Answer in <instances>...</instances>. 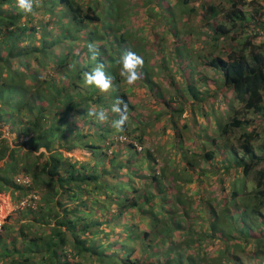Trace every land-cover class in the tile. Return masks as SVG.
Returning a JSON list of instances; mask_svg holds the SVG:
<instances>
[{
    "label": "trees",
    "instance_id": "trees-1",
    "mask_svg": "<svg viewBox=\"0 0 264 264\" xmlns=\"http://www.w3.org/2000/svg\"><path fill=\"white\" fill-rule=\"evenodd\" d=\"M121 1L39 0L25 14L17 0H0V122L17 132L13 147L0 139V192L23 204L22 215H9L1 227L0 264H246L244 253L262 264L264 139L257 140L264 124L255 119L264 120V44L238 41L252 27L264 31V11L250 15L247 0H230L229 22L207 26L210 47L230 35L232 49L208 56L202 70L170 73L169 39L150 35L147 46H136L132 26L118 20ZM218 9L210 5L209 18ZM128 49L144 59L134 86L118 63ZM156 52L170 73L164 77L152 68ZM99 62L113 78L108 93L83 80ZM138 89L150 115L131 99ZM117 97L129 109L123 133L111 127ZM90 107L109 109V120L87 116ZM123 135L143 146L158 136V152L139 151ZM64 147L93 156L76 159ZM193 174L197 198L186 189Z\"/></svg>",
    "mask_w": 264,
    "mask_h": 264
},
{
    "label": "rangeland",
    "instance_id": "rangeland-1",
    "mask_svg": "<svg viewBox=\"0 0 264 264\" xmlns=\"http://www.w3.org/2000/svg\"><path fill=\"white\" fill-rule=\"evenodd\" d=\"M85 2L89 0H83ZM126 1V0H124ZM114 3V6L120 5V3H123L121 0H112ZM249 2V0H247ZM252 2V1H251ZM189 6H183L180 4L178 0H127L125 3V6L122 5V9L125 10V12L122 13V17L118 18L119 21H124L122 24H125L127 22V25H131L132 28L129 29L131 32V35H133V38L135 39L136 46L141 48L142 46H147L145 44V40L148 39V37L151 35L153 39L159 40V35H162L163 37L169 39L168 45L169 49L165 50L166 56L168 59H170L171 68H169V72L172 71H187L192 70L195 67L198 70L203 69L202 61L208 60V56L212 55H218L220 53V49L222 48V52L230 51L232 49L231 47L234 45L233 41H231L230 35L222 38L221 44L219 47L212 46L211 41V35L213 34V28L217 26L219 23H228L229 18H227L226 13L231 9V2L230 0H196L189 3ZM210 5L219 6V9L217 11V14H212L209 18V15L211 11H207L209 9ZM247 11L250 15H253L255 9L257 8L259 11H262L264 9V0H259V2L254 3H247L245 4ZM121 7V6H120ZM190 8H194L195 12H192ZM223 8V9H222ZM162 12V13H161ZM129 23V24H128ZM211 24V28H209L207 25ZM121 25V24H120ZM116 27V26H114ZM195 33V36H193L191 40L187 38V35ZM199 33L201 35H199ZM247 30L244 34L240 37L238 43L245 42L247 39L252 38V41L256 45H262L264 43H261L262 39L256 38L254 39L250 34H247ZM250 33V32H249ZM240 34V33H239ZM248 35V36H247ZM237 42V41H236ZM166 44V46H168ZM171 48V49H170ZM190 49L188 51L187 49ZM250 50V48H249ZM137 54L138 51L133 50ZM191 53V55H189ZM194 54V55H193ZM181 56V57H180ZM155 60L156 63H154V66L157 65V67H152L154 71L159 70L160 75L164 77L166 74H170L168 70H163L160 68L162 65V62L160 61V56L158 55V52L155 53ZM201 62V63H200ZM195 66V67H194ZM206 74L210 75L214 73L210 68L203 70ZM156 77H158V74L156 72L154 73ZM157 81L161 82L160 78H157ZM165 82H169L168 79H165ZM146 96L143 95L140 89L136 91V93H131V99L133 103H137L139 111L148 112L147 115H150V112L148 107H142L144 103V99ZM149 105L150 101L146 102ZM239 107V106H238ZM237 107V109H238ZM150 109V108H149ZM132 113L134 115L137 114L136 110H133ZM189 112L185 111L182 117H188ZM249 117L255 118V114H249ZM259 123L264 124V120L262 121L260 119H255ZM78 123L82 125L84 123V120H79ZM254 125V123L252 124ZM10 124L4 123L3 125L0 122V131L2 132L0 134V139L5 137L10 140V144L13 147L15 139H17V132L15 130L10 129ZM88 127L86 126V129ZM247 129H250V127H247ZM124 137V136H123ZM158 136H151L150 141L144 144L143 150L146 147H154V151L158 152V147L155 146L157 142ZM25 139V138H24ZM124 139V138H123ZM264 139V132L262 134V138L257 140V144L263 142ZM128 141H135L134 139L128 137ZM135 141L134 143H136ZM129 143V142H127ZM138 143V142H137ZM191 142L186 141L184 146L188 145L190 146ZM141 145V144H140ZM64 148H61V150L67 155V156H73L76 159L80 160H89L93 156V153L90 149L85 148H74L71 150H66ZM112 149V148H111ZM41 151H44V149H41ZM38 153V152H37ZM39 154V153H38ZM5 159L0 161V165H3ZM171 163V161H170ZM180 167H183L182 164H180ZM190 171H188V177ZM195 174H193L194 182H189L187 184V191L189 195H192L194 198L199 197L198 192V184L199 182L195 179ZM250 183V182H249ZM208 185V184H207ZM251 184H249L250 186ZM208 191L212 194L210 190V186L208 185ZM250 188H253L250 186ZM207 192V191H206ZM201 199V197H200ZM28 202V201H27ZM26 202V203H27ZM199 201H196V205ZM21 205H18L17 203H14L10 192H0V232L1 227L3 223L7 221V218L9 215H11L13 218L17 217L18 215H22L20 213L21 211ZM202 206L206 207L202 203ZM209 209V206H208ZM206 215V214H204ZM138 221V220H137ZM215 254L219 255L218 251H215ZM252 256V255H251ZM242 261L246 264H258V260L249 257L246 253L241 255ZM261 261V259H260ZM3 262L0 259V263ZM262 264L264 262L262 261Z\"/></svg>",
    "mask_w": 264,
    "mask_h": 264
},
{
    "label": "clouds",
    "instance_id": "clouds-1",
    "mask_svg": "<svg viewBox=\"0 0 264 264\" xmlns=\"http://www.w3.org/2000/svg\"><path fill=\"white\" fill-rule=\"evenodd\" d=\"M17 7L22 13L34 14V7H39V0H17ZM262 11H264V9ZM257 17H259V15ZM248 34L254 39L257 38V36L252 34L251 31L250 33L248 32ZM88 52L91 54L90 59L96 61L100 52L99 46L95 42L89 43ZM118 63L121 65L120 75L124 78V82L129 86L136 85L141 79V72L139 69L143 68L144 59L136 52L128 49L124 51ZM83 80L86 85L95 86L102 93H108L113 90V78L105 71V64L103 62L96 63L95 67L90 72L85 71L83 73ZM110 111L118 116V119L112 120L111 127L114 128L116 132L123 133L125 131V125L129 119L127 103H125L122 98L117 97L113 102ZM86 115L99 123H105L109 120V109L104 107H100L99 109L96 107H90L87 109ZM123 136H120L119 139L124 142H130L128 141V137H125V135ZM134 142L135 141H131V143ZM134 145L139 151L143 149V146L137 142L134 143Z\"/></svg>",
    "mask_w": 264,
    "mask_h": 264
},
{
    "label": "built area",
    "instance_id": "built-area-1",
    "mask_svg": "<svg viewBox=\"0 0 264 264\" xmlns=\"http://www.w3.org/2000/svg\"><path fill=\"white\" fill-rule=\"evenodd\" d=\"M263 20H264V17H263ZM257 29H259V28H257ZM251 33L256 35L259 38H264V31L261 29H260V33H258L257 30L254 27H252ZM20 179L21 178H18L17 180L20 182ZM28 181H30V179L28 177L23 180V182H25V183H27Z\"/></svg>",
    "mask_w": 264,
    "mask_h": 264
}]
</instances>
